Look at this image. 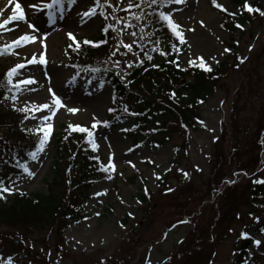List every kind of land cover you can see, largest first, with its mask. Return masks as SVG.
Here are the masks:
<instances>
[{
    "label": "rangeland",
    "instance_id": "374dc122",
    "mask_svg": "<svg viewBox=\"0 0 264 264\" xmlns=\"http://www.w3.org/2000/svg\"><path fill=\"white\" fill-rule=\"evenodd\" d=\"M37 2L23 0L22 3L28 21L38 26L35 31L23 21H10L0 27V47L12 45L25 34L37 36L35 41H21L24 46L14 48L12 54L0 56V65L9 70L18 64L25 65L19 69V79L37 81L8 91L7 97L15 95L18 99H3L0 111L17 112L11 107L13 103L25 107L24 113L29 119L23 120L22 128L32 129L25 131L38 139L48 123L52 124V130L38 159L31 158L27 162L36 175L28 178L22 172L12 176L10 180L17 181L19 191L4 194L6 199H0V205L20 191L32 194L48 190L55 134L71 130L80 133L70 125L92 131L102 155L100 166L107 165L110 154H114L116 171L101 170V177L90 188V198L81 208L78 219L69 217L65 222L56 219L53 226L44 228H35L30 221H18L15 217L10 221L0 220V261L19 253L22 257L18 255L13 260L22 264H149V261L150 264H264V232H261L264 205L251 206L246 191L249 179L253 178L255 183L264 177V131L261 134L259 131L261 125L264 126V17L259 15L252 27L245 25V32L239 33L221 27L222 11L215 8L211 0H186L185 4L172 5L178 9L172 19L180 25L186 40L185 52L179 58L183 67H199V60L192 66L187 61L203 57L212 68L228 57L223 50L229 49V44L237 47L238 58L247 59L243 63L237 59L236 66L229 68L216 92L201 105V120L196 130H183L184 135L180 134L182 131L173 133L163 144L144 143L134 147L121 129L130 120L114 128L103 125L92 128L93 117L101 121L108 119V108L112 107L111 89L102 84L99 74L76 72V68L69 66L70 44L78 46L83 39L96 38L104 22L98 10L95 16H83L95 5L94 0H78L75 5L64 0L62 7L50 10L51 22L48 9L41 12L28 7ZM50 2L43 0L41 8ZM108 2L121 8L127 4V1L120 4L119 0ZM218 2L229 12L239 10L235 0ZM248 2H255L264 10V0ZM12 8L14 3L10 5L9 0H0V9L6 10L0 23L11 16ZM121 28L122 23L118 25V29ZM68 33L76 39H71ZM45 34L46 47L41 43ZM119 39L131 43L133 36L123 31ZM42 53L45 64L28 63L33 56L39 59ZM117 59L132 62L136 61V56L118 53ZM232 61L228 58L229 63ZM106 69L117 71L112 61ZM53 92L66 105L55 115L43 108V104H51ZM68 108L78 111L72 113ZM46 115L48 120L44 119ZM5 133L1 130L0 136ZM84 133L86 144H90L87 132ZM182 143L185 150L176 154L175 146ZM251 154L260 157L252 172L232 170L236 163ZM65 170L68 172L69 166ZM109 175L112 179L107 178ZM225 176L228 178L224 179ZM9 181L5 182L6 186ZM232 184L233 187H227ZM169 188L174 191L169 192ZM104 190L106 195H94ZM80 202L82 199L78 200ZM97 212L99 216L95 215ZM184 220L188 222L181 223ZM242 232L249 233L252 239L242 238ZM254 239H260L262 244L255 245ZM19 240L21 242L17 243ZM242 246L246 247L243 257L238 253ZM27 251L32 256L24 257Z\"/></svg>",
    "mask_w": 264,
    "mask_h": 264
},
{
    "label": "trees",
    "instance_id": "16d2710c",
    "mask_svg": "<svg viewBox=\"0 0 264 264\" xmlns=\"http://www.w3.org/2000/svg\"><path fill=\"white\" fill-rule=\"evenodd\" d=\"M235 1L239 4V10L235 15H230L233 12L229 11L221 12L223 26L229 31L244 33L245 29L238 28L236 25L252 27L251 24L259 14L247 12L243 7L245 0ZM108 3L101 0V7L97 8L99 12L104 11V22L98 36L87 39L94 43L83 44L85 40L83 39L78 46L70 44L67 53L71 66L82 70L85 68L101 69L105 72V82L110 85L112 99L115 101L112 107L117 109L116 112H108L107 121L110 122L108 126L114 127L129 119L130 123L125 126V129L131 130L124 131V133L129 136L134 147L144 143L163 144L173 133L182 131L180 134L184 135L183 130H196L201 120V105L216 92L229 68L236 66L234 62L239 56L237 47L229 44L231 51L228 52V57L212 67L211 72L196 66L185 68L179 60L185 52V43L181 44L180 39L170 31L166 24L154 22L145 27L143 34L139 32L138 27L128 28L126 32L137 33V36L133 37V40H136L133 50L139 53L140 58L145 62L143 65L133 67L128 71L131 75L121 80L115 72L105 70L107 64L114 61L118 55L111 57L110 53L119 40V38H114L116 32L111 29L107 33L102 31L109 24L116 29L119 25L113 19L112 9L108 7ZM248 3L262 10L261 5L255 2ZM131 11L138 13L139 9L134 8ZM115 15L127 17L128 13L118 11ZM132 23L135 24L136 21ZM148 33L152 35L149 36ZM141 35L143 39H140ZM100 41H107V43H99ZM157 41L159 43H156ZM97 43L99 46H95ZM173 44L176 45L175 48L172 47ZM157 48L160 51L154 50ZM120 51L125 52L123 47ZM161 51L166 52L167 55H161ZM144 52L151 55L153 59L148 61L143 56ZM228 58H232V63L228 62ZM172 61H176L180 67L177 68L176 63ZM153 65H159V67H153ZM8 70V67L0 65V81L5 80ZM7 92L6 88H0V101H3ZM173 92L175 97L170 98ZM124 105H128L129 110L137 115L125 114L122 111ZM25 115L24 112L0 111V131H6L0 136L3 137V140H0V179H3L4 183L12 176L23 172L16 166V162L26 164L31 159L28 153L36 151V147L39 146V139L36 136H30L22 128ZM259 131L261 134L264 126L261 125ZM84 138H86L84 132L78 133L72 130L55 134L52 142L53 154L48 190L13 196L0 205V220L10 221L15 217L18 221H30L29 223H32L35 228H44L53 226L56 219L61 222H65L69 217L78 219L81 208L90 198V188L102 174L100 166L102 155L99 150H94L90 144H86L87 139ZM181 149L185 150L183 143L176 145V154ZM13 155L15 159L12 158ZM262 155L264 157V153ZM250 157L236 163L232 170L252 172L259 163L260 157L253 154ZM67 166H69L68 172L65 170ZM225 178L228 177L225 176ZM242 178L240 176V180ZM252 179L248 180L250 185L246 190L251 199L250 204L255 207L264 205V183H253ZM261 179L264 180V177ZM216 182H219V179ZM227 187L231 188L233 184ZM79 199H82V202L78 203ZM252 212L251 208L250 213ZM61 226L64 227V223ZM244 248L246 247L242 246L238 252L241 257L244 256Z\"/></svg>",
    "mask_w": 264,
    "mask_h": 264
},
{
    "label": "snow or ice",
    "instance_id": "6c2138e0",
    "mask_svg": "<svg viewBox=\"0 0 264 264\" xmlns=\"http://www.w3.org/2000/svg\"><path fill=\"white\" fill-rule=\"evenodd\" d=\"M43 2V0H38L37 3H33V4H29L28 7L29 8H35L37 9V11H43L44 9H48V20L51 22L53 19V15L52 12L50 11L51 9H53L56 6H63L64 4V0H51L50 3H44L43 4V8H41V3ZM90 2H93V0H90ZM14 3V8L11 9V16L8 19L3 20V23H0V27H3L4 24L9 23L10 21H23L28 23V27L29 29H32L33 31H35L38 26L34 25L33 23L29 22L28 19L26 18L24 11L22 9V3L23 0H9V4H13ZM78 3V0H68V4L71 5H75ZM105 3H108V0H105ZM120 4L124 3V0H119ZM186 0H127V4L125 7L121 8L119 7V5H117L116 7H113L111 3H108V7L112 8V15H113V19L116 21L117 24H123L124 27L121 29H116L113 25L109 24L107 27L103 28L102 31L107 33L109 31V29H111L112 31L116 32V39L119 38L120 32L126 31L128 28H139V32L141 34H143L145 32V27H147L148 25L155 23H161V24H166V26L170 29V31L172 33H174L179 39H180V43H186V40L183 37L182 31H178V29L180 28V25H178L177 23L174 22V20L172 19L173 16V12L177 11L178 9L172 8V5H180V4H185ZM212 5L224 12H227L228 9L226 7H224L223 3L218 2V0H211ZM94 4L95 6L93 7H89L84 13L83 16H95L97 14V8L101 7V0H94ZM243 7L246 9L247 12L249 13H258L260 16L264 17V10H261L259 8H254L253 6H251L248 3V0H245V3L243 5ZM139 9V12H133L131 11L132 9ZM151 11H148V10ZM164 9H169L167 11H165ZM5 9H0V17H2L5 13ZM118 11H123L125 13H128L127 17H120L115 15ZM101 16H104V11L101 10L100 12ZM230 15H235V13H230ZM105 19H107V17H105ZM132 21H136V23H132ZM143 21H146L147 23H142ZM201 26H203V21L200 22ZM221 27H223V25H221ZM236 27L238 28H243L242 25L237 24ZM189 31H193L192 29H189ZM69 37L73 40H75L76 38L72 35V33H68ZM131 35L133 37L137 36L136 32H132ZM148 35H152V33H148ZM37 39V36L35 34H25L23 36H20L18 40L13 41L12 45H7L5 47H0V56H4V55H8V54H12V50L14 48H22L24 46L23 43H21V41L23 42H29V41H35ZM46 39V34L44 36V38L41 39V43L42 45H44V40ZM140 39H143V35L140 36ZM94 42L89 41L87 39H85L83 41V44H93ZM99 43H107V41H100ZM156 43H159V41H157ZM133 45H136V40L134 39L131 43H125L122 39L118 40L117 45L114 46V50L110 53L111 57L116 56L118 53L121 56H127L128 53H132L133 55L137 56V61H132V62H127V61H121V60H114L112 61L113 64V68L116 69V75L119 76L121 78V80H124L127 76L131 75L130 72L127 71V69H131L135 66H139V65H143L145 60L140 58L139 53L135 52L133 50ZM71 46V45H70ZM95 46H99V44H95ZM44 47H46V45H44ZM121 47H123L124 49H126V52H121L120 49ZM173 48L176 47L175 44L172 45ZM141 50H142V46H141ZM155 51H160L158 48L154 49ZM224 53H228L231 50L228 48H225ZM249 51H251V48H249ZM17 55H19V53H16ZM161 55H167L166 52L161 51L160 53ZM143 56L148 60L151 61L153 59V57L151 55H149L147 52L143 53ZM213 59L215 60L216 58L213 57ZM240 59V63H243L247 57H243V58H238ZM197 60H199V67L204 69L205 71H212V68L210 66L207 65L206 61L204 60L203 57H196L195 59H188V64L190 66L192 65H196ZM217 63H219V61H216ZM28 63L30 64H45L46 60L44 58L43 53L41 54L40 58L37 59L36 56H33L30 60H28ZM172 63H176V61H172ZM126 64V67H124L123 65ZM239 65H237L238 67ZM25 67L24 64H18L14 67H12L7 73H6V78L4 81H0V88H6L8 91H11L12 88H16V89H20V85L23 84L25 86L28 85H32L37 83V81H35L34 79H19L20 76V72L19 69H23ZM153 67H159V65H153ZM176 67L179 68L180 65L178 63H176ZM87 71V69H85ZM107 71V69H105ZM185 71L187 69H184ZM92 71H99V69H92ZM128 83H131V81H128ZM49 92H52L51 89H48ZM175 97V93H171L170 94V98H174ZM5 100L11 99V101H16L18 99L17 96L13 95L10 98L9 97H5ZM51 104L45 103L43 104V108L47 109L48 112L52 115H55L57 110L59 108L62 107H66V105L63 103L62 98L57 95L56 93H52V97H51ZM2 102V101H0ZM115 102V101H113ZM11 107L13 108L14 111L17 112H26V108L25 107H17L15 103H13L11 105ZM69 112L75 113L78 111V109L75 108H68L67 109ZM117 109L114 107H109L108 108V112L109 113H113L116 112ZM122 111L125 114L128 115H137V113L131 112L129 110L128 105H124ZM25 119H29V117L27 115H25ZM45 120L49 119V116H45L44 117ZM117 119H119V117H117ZM93 123H92V128H96L97 125H103V126H108L110 124L109 121H101V120H96L95 117H93ZM69 127H72L74 130H78L80 132H87L88 134V143H90L93 147L94 150H98V145L95 143V140L93 138V132L88 130L85 127H81V126H73L70 125ZM26 131H33L32 129H25ZM41 129H37V131H40ZM51 130H52V124L48 123L46 129H43L44 134L42 137L39 138V146L37 147L36 151L30 152L28 153V155L31 156V158L33 160L38 159V153H41L45 150L46 145L49 142L50 139V134H51ZM123 131H130L131 129H122ZM0 140H3V137H0ZM129 151H132V149H129ZM114 154H110L109 157V161L107 165H103L101 167L102 171L105 172H115L116 168H115V164L113 163V159L112 156ZM13 159H15V155H13L12 157ZM96 159H99L98 157H96ZM6 162V161H5ZM148 162H152L151 160H149ZM129 164H131L132 167H135V164H133L131 161H128ZM16 166L20 169L23 170V173L27 174L28 178H32L36 175V173L34 171H32L30 169V167L27 164H22L19 161L16 162ZM170 170V169H169ZM122 175V173H121ZM183 175L185 177H188V173L184 172ZM108 179H112V176L109 175L107 177ZM157 180L160 179L159 176L155 177ZM255 183H264V180H257L254 181ZM229 183H235V181H229ZM15 191H19V188L17 187V181L16 180H10L9 183L7 184V186L5 185L3 179H0V199H6V196L4 194H12ZM169 192L174 191L173 189L169 188L168 189ZM148 190L147 188H145V193L147 194ZM107 191L104 190L103 192H97L94 195L95 196H101V195H106ZM20 195L23 196L25 195L24 192L20 191ZM96 216H99L100 213L97 212L95 213ZM129 215H131V213H129ZM257 221H259V218H256ZM187 220L181 221V223H187ZM79 223V222H78ZM123 227V225H121ZM173 227H175V225H173ZM261 232H264V229H261ZM241 237L242 238H246V239H252L250 234L247 232H242L241 233ZM254 244L257 246H260L262 244V241L260 239H254ZM79 243V242H78ZM171 259V258H169ZM3 264H13V257L9 256L7 258L6 261L3 262ZM103 264V262H102ZM150 264V261H149Z\"/></svg>",
    "mask_w": 264,
    "mask_h": 264
},
{
    "label": "flooded vegetation",
    "instance_id": "af4514ba",
    "mask_svg": "<svg viewBox=\"0 0 264 264\" xmlns=\"http://www.w3.org/2000/svg\"><path fill=\"white\" fill-rule=\"evenodd\" d=\"M21 241L19 240V242H17V243H20ZM138 242V241H137ZM18 255H20L19 253H13V254H10V256L11 257H13V258H16ZM32 256V254L29 252V251H27L26 252V254H24L23 256L25 257V256ZM124 255V254H123ZM21 256V255H20ZM9 256H7V257H5V259L4 260H2V261H0V264H3V262L4 261H6L7 260V258H8ZM22 257V256H21ZM33 257H35V256H33ZM0 258H1V256H0ZM31 262H33V261H31ZM132 262V261H131ZM127 263V262H126ZM13 264H22V263H17V262H14V260H13ZM31 264H34V263H31ZM44 264V263H43ZM102 264V263H101ZM103 264H108V263H105V262H103ZM125 264V263H124Z\"/></svg>",
    "mask_w": 264,
    "mask_h": 264
}]
</instances>
